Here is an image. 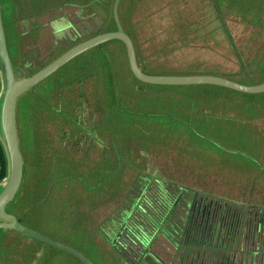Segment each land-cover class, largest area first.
Returning <instances> with one entry per match:
<instances>
[{
  "label": "rangeland",
  "instance_id": "rangeland-1",
  "mask_svg": "<svg viewBox=\"0 0 264 264\" xmlns=\"http://www.w3.org/2000/svg\"><path fill=\"white\" fill-rule=\"evenodd\" d=\"M18 1L0 0L14 79L114 26V0H24L22 7ZM116 13L147 74L254 83L264 69L263 25L223 11L221 22L212 0H118ZM14 123L23 176L5 210L24 227L93 264H183L192 256L204 257L203 264H264L247 255L261 243L264 252V92L141 85L123 44L109 40L21 91ZM133 204L124 216L123 207ZM170 205L174 216L165 219ZM198 206L199 224L187 218ZM151 214L170 230L166 224L177 223L175 245L160 235L147 246L132 245L134 234L122 226L137 232L152 224ZM212 214L215 226L202 228ZM182 222L190 223V236L200 229L213 236L184 243ZM2 229L9 231L0 242V264H83Z\"/></svg>",
  "mask_w": 264,
  "mask_h": 264
},
{
  "label": "water",
  "instance_id": "water-1",
  "mask_svg": "<svg viewBox=\"0 0 264 264\" xmlns=\"http://www.w3.org/2000/svg\"><path fill=\"white\" fill-rule=\"evenodd\" d=\"M118 0H114L112 5V19L115 29L99 34H95L84 39L58 55L47 65L41 67L38 71L29 76L14 79L11 63L6 51V45L1 29L0 21V59L3 63L5 87L0 105V130L8 158V176L0 191V217L6 222H0V228L13 229L27 237L33 238L47 245L61 249L71 256L75 257L83 264H93L80 252L72 247L63 245L56 241L43 237L29 228L21 225L14 215L5 212L6 204L12 200L17 191L22 177V159L18 148L14 123L15 100L18 94L35 85L57 68L67 62L77 54L97 46L109 40H118L124 46L128 67L132 76L139 82L151 85L185 86V85H214L224 87L241 93L257 94L264 92V82L259 84H241L224 77L208 74L194 75H153L140 70L137 65L134 47L130 37L123 31L116 13Z\"/></svg>",
  "mask_w": 264,
  "mask_h": 264
},
{
  "label": "trees",
  "instance_id": "trees-1",
  "mask_svg": "<svg viewBox=\"0 0 264 264\" xmlns=\"http://www.w3.org/2000/svg\"><path fill=\"white\" fill-rule=\"evenodd\" d=\"M254 1H255V4H254ZM212 4L213 6L217 9L218 13L217 15L215 16L216 18L215 19H218L219 21L222 22V19L225 18L224 16H222V11L225 13L223 15H233V16H240L241 19H244L246 20L247 17H249V21H257L259 24L263 25V28H264V0H212ZM229 6H232L231 8H229ZM224 9V10H223ZM233 11V12H232ZM112 25H113V22H112ZM224 28V26H223ZM115 27L113 26L112 28H109L107 29L108 31H112L114 30ZM107 30L105 32H107ZM124 32L128 35L129 33L127 31H125V29H123ZM224 30V29H223ZM223 32L226 33V31L224 30ZM227 34V33H226ZM129 36V35H128ZM227 36V45L230 49L231 52H233V45L231 43V41L229 40L228 38V35ZM131 39V38H130ZM121 43V42H120ZM122 44V43H121ZM264 57V55L262 56ZM138 67L140 68V66L138 65ZM141 69V68H140ZM141 71H143L141 69ZM145 72V71H143ZM147 73V72H145ZM149 74H156V73H150ZM134 78V77H133ZM135 79V78H134ZM136 80V79H135ZM257 80L256 82L254 83H251V80L250 81H240V80H234L235 82H238V83H241V84H259V83H262L264 82V69L262 70V72L260 73L259 76H257ZM137 81V80H136ZM139 82V81H137ZM141 85H150V86H154V87H157V86H162V85H151V84H144V83H141L139 82ZM168 86V85H167ZM201 87V86H210V87H215L217 89H223V90H230V89H227V88H224V87H219V86H214V85H185V86H175L180 88V87ZM234 93H238L236 91L233 90ZM17 137V136H16ZM18 142V140H17ZM19 148V147H18ZM20 151V150H19ZM20 154H21V151H20ZM23 164V163H22ZM7 168H8V158H7V154H6V150L3 146V144H0V181L2 179H4L7 175ZM22 176H23V165H22ZM22 184V177H21V182H20V185ZM19 189V187H18ZM18 191V190H17ZM17 195V192L15 194V196ZM14 196V197H15ZM13 197V198H14ZM14 201L13 199L11 201H9L7 204H12L11 202ZM6 204V205H7ZM140 203H137L136 206L137 207H141L139 205ZM174 205H170L169 209H166L163 211V216H165V219H170L172 216H174L173 214V211H172V208H173ZM135 207L134 204L128 208H124L123 207V215L126 216L129 214L130 210ZM191 211L194 215L190 216L189 214H191ZM5 212L8 213V210H5ZM189 214L187 216V218H192V219H197V222L198 223V220L200 218V206L196 207L195 208V211H194V208H190V211H189ZM215 215L216 214H212L211 215V218L209 217L207 220H213V222H210V224H208L207 226V223H206V226H207V229H212L216 223H214V219H215ZM204 216V215H203ZM134 218V217H133ZM148 218H150L149 221L152 222V224H150V226H142V225H139V227H136V231L135 232L134 230H131V228H129L128 230V227H129V223H127V226L126 225H123L122 227H125V229H127V231H131L134 235L133 237L135 238V242L132 243V245H135L136 243L139 245V243L144 246V245H148L153 237L155 236H162L164 241H166L168 244H171V245H175L176 242L174 240V232L176 231L177 232V229H178V225L176 222L174 223H170V224H166L167 227L171 228L172 230L166 228L163 226V223L162 222H159V221H155V219H153V215L151 214V216L149 215ZM183 218V217H182ZM234 218V217H233ZM17 221L19 222L18 218H16ZM132 217L128 216L127 217V220H131ZM185 219V218H184ZM203 220H205V217H203ZM124 220H122V223ZM126 222V221H125ZM207 222V221H206ZM185 222H182L181 223V228H188V225L187 222H186V225L184 224ZM185 225V226H184ZM177 226V227H176ZM180 228V229H181ZM206 229V230H207ZM5 231H9V230H6V229H2L0 228V242L2 240V237H4L5 235ZM182 231V230H181ZM234 231V230H233ZM16 233L20 234L22 237L25 236L17 231H15ZM186 233V229L184 231ZM209 232V231H208ZM201 233V232H200ZM27 237V236H26ZM32 241L34 242H38V240H35L33 238H31ZM190 240H193L191 239L190 237ZM131 241V240H130ZM40 244H42L40 242ZM126 244V243H125ZM44 245V244H43ZM115 246V245H114ZM197 257V256H195ZM195 257L192 256L189 257V262L188 264H195L196 261H197V258L195 260ZM137 257H135L134 259H136ZM195 260V262H194ZM160 264H164V263H160Z\"/></svg>",
  "mask_w": 264,
  "mask_h": 264
},
{
  "label": "crops",
  "instance_id": "crops-1",
  "mask_svg": "<svg viewBox=\"0 0 264 264\" xmlns=\"http://www.w3.org/2000/svg\"><path fill=\"white\" fill-rule=\"evenodd\" d=\"M10 2H11V5H12V0H10ZM18 3L19 4H22L21 5V7L24 5V0H19L18 1ZM25 5H27V3H25ZM23 9V8H22ZM23 18V17H22ZM0 21H1V12H0ZM6 43V42H5ZM67 50V49H66ZM6 51H7V49H6ZM64 52V51H63ZM8 54V53H7ZM9 57V56H8ZM4 87H5V76H4V69H3V63H2V61H1V59H0V105H1V100H2V95H3V91H4ZM0 144H3V146H4V142H3V138H2V134H1V130H0ZM4 148H5V146H4ZM7 172H8V168H7ZM7 176H8V174H7ZM4 180V179H3ZM2 181V180H1ZM0 181V183H2ZM4 185V184H3ZM3 185L1 184V186L0 187H3ZM249 190V189H248ZM247 190V192H246V194H247V196H250V193L252 192L251 190H249L248 191ZM1 191V190H0ZM262 194H264L263 193V191H262ZM248 201V200H247ZM245 219V218H244ZM246 220L248 221L249 220V218H246ZM243 223V222H242ZM241 225V224H240ZM239 235H240V232L237 234V240L239 239ZM264 240V238H261L260 239V241H263ZM246 241L247 242H249V241H251L250 240V238H249V234H248V228H247V234H246ZM238 245V244H237ZM246 247H247V249H248V247H249V245H248V243L246 244ZM258 250H260V251H258ZM258 250H256V252H253V251H251V250H249V252L247 253V255L249 254L250 256H252V255H255V256H258V257H260V258H264V252H263V248H262V243L260 244V249H258ZM250 251H251V253H250ZM242 254H243V256L245 255V250H243V251H241L240 252V255L242 256Z\"/></svg>",
  "mask_w": 264,
  "mask_h": 264
},
{
  "label": "flooded vegetation",
  "instance_id": "flooded-vegetation-1",
  "mask_svg": "<svg viewBox=\"0 0 264 264\" xmlns=\"http://www.w3.org/2000/svg\"><path fill=\"white\" fill-rule=\"evenodd\" d=\"M79 26V25H78ZM79 28V27H78ZM78 43V42H77ZM76 44V43H75ZM68 49V48H67ZM65 51V50H64ZM50 75V74H49ZM29 76V75H28ZM26 77V76H25ZM29 88V87H28ZM208 212V211H207ZM200 218H199V220H198V224L200 223ZM206 220V219H205ZM185 225H186V222L184 223ZM190 224V223H189ZM184 225V226H185ZM206 225V223H204L203 224V226L204 227H202V228H204V229H207V226H205ZM185 227L184 228H182V231H181V234H180V241H183L184 243H188L189 241H193V240H196V239H198L200 242H204V241H206V239L208 240V238L209 237H211L212 238V234H210V232H208V233H205V232H203L202 234L200 233V232H202V230L200 229L198 232H197V230H193V233L195 234V233H198V235L197 236H195L194 234L193 235H189L190 233L186 230V233L184 232L185 231ZM206 231V230H205ZM190 237H191V239H193V240H190ZM207 237V238H206ZM216 235H214V240L215 241H218V240H216ZM237 244H239L238 243V240L237 241H235V245L234 246H237ZM180 260H181V262H183V259H182V257L180 258ZM188 262H189V259H188V261H184L183 262V264H188ZM203 264V263H205V261H204V257L202 258V259H200V260H198V262L196 261V263L195 264ZM190 264V263H189Z\"/></svg>",
  "mask_w": 264,
  "mask_h": 264
}]
</instances>
